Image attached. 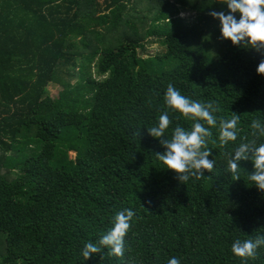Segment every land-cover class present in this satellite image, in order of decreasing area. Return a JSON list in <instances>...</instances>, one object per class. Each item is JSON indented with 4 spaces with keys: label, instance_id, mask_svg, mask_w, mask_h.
Masks as SVG:
<instances>
[{
    "label": "trees",
    "instance_id": "trees-1",
    "mask_svg": "<svg viewBox=\"0 0 264 264\" xmlns=\"http://www.w3.org/2000/svg\"><path fill=\"white\" fill-rule=\"evenodd\" d=\"M189 11L193 22L181 17ZM211 11L229 9L223 0H0V264H264V246L254 258L232 252L236 240L264 236L251 154L239 180L226 171L241 143H264L251 127L264 125V50L224 39ZM101 29L121 39L106 42ZM150 39L164 54L146 56ZM66 65L80 72L77 85L60 78ZM169 83L215 101L217 126L168 108ZM163 112L164 138L195 122L212 132L215 166L203 179L184 184L156 158L166 149L147 128ZM232 113L238 138L221 145L219 120ZM126 209L135 215L124 255L103 248L86 260L84 245Z\"/></svg>",
    "mask_w": 264,
    "mask_h": 264
},
{
    "label": "clouds",
    "instance_id": "clouds-1",
    "mask_svg": "<svg viewBox=\"0 0 264 264\" xmlns=\"http://www.w3.org/2000/svg\"><path fill=\"white\" fill-rule=\"evenodd\" d=\"M223 3L229 9L227 13L224 11L210 12V15L221 23L222 37L231 40L234 45L245 42L258 51L264 50V0H223ZM236 13L240 14L239 19L236 18ZM257 73L264 75V60L259 63ZM164 101L168 108L179 111L186 119L204 121L212 127L217 126V117L214 113L219 111V106L215 101L202 103L191 100L182 95L171 83L167 86ZM239 122L240 115L236 113H232L230 119L221 118L219 120L221 145L237 140ZM170 124L168 113L163 112L158 117V125L147 128L148 134L159 139L161 146L166 149L163 153H156V158L168 169L176 172L178 180L184 184L192 177L197 180L203 179L205 170L211 172L215 166V160L209 159L212 152L207 148L212 132L204 126V123L195 122L190 130L177 126L170 139L164 138ZM251 127L253 136L264 137V125L260 121L253 120ZM249 154H251L255 167L254 174H251L249 178L260 190L264 191V143L258 146L255 140L241 143L235 149L234 154L229 155L226 171L231 173L233 179L239 180V162L249 159ZM134 215L131 209L117 212L113 218L114 226L96 243L87 242L84 245L83 257L88 260L93 254L101 253L103 248L109 249V256L122 257L125 237L131 228L130 222ZM261 246H264V236L245 241L236 240L232 244V252L238 257L254 258L257 249ZM167 264H180V260L172 257Z\"/></svg>",
    "mask_w": 264,
    "mask_h": 264
},
{
    "label": "rangeland",
    "instance_id": "rangeland-1",
    "mask_svg": "<svg viewBox=\"0 0 264 264\" xmlns=\"http://www.w3.org/2000/svg\"><path fill=\"white\" fill-rule=\"evenodd\" d=\"M142 3L143 2L138 1V4L142 5L143 9H146L147 6L149 5L147 3H145V4L144 3L142 4ZM195 16H196L195 13H193L191 11L181 14L182 18L187 19L191 22H193L195 20ZM101 33L104 34V38L106 39V42L117 43L121 39L120 33L116 30L112 31V32H107L106 30L101 29ZM94 42H95V40H94ZM146 47L148 49V54H146V56H155L158 54L162 55V54H164V51H165L164 47L160 44V42L156 41V39H150L147 42ZM79 65H81V59L80 58H79ZM66 66H62L59 69L60 78L63 80H66V81H71V83L73 85H77L81 81V75L79 74L80 72H78L77 77H72L69 73L71 67L69 68V66H67L69 68L68 69ZM92 75L96 78L95 69L93 67H92ZM62 90H63V87L61 85H58L55 83H53L49 86L50 94L53 95L54 97H58ZM71 155H72V158H76V153H71Z\"/></svg>",
    "mask_w": 264,
    "mask_h": 264
}]
</instances>
